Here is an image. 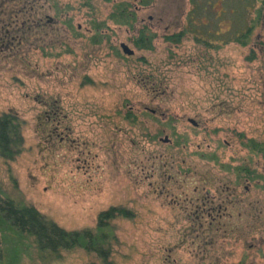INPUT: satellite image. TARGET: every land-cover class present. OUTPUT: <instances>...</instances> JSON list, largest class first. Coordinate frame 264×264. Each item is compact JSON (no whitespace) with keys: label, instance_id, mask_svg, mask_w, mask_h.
<instances>
[{"label":"rangeland","instance_id":"1","mask_svg":"<svg viewBox=\"0 0 264 264\" xmlns=\"http://www.w3.org/2000/svg\"><path fill=\"white\" fill-rule=\"evenodd\" d=\"M120 4L132 26L111 19ZM238 21L253 26L245 47L225 43ZM144 26L151 49L133 43ZM3 113L23 138L0 157L4 197L67 232L112 207L134 217L112 220L106 263L42 254L14 228L1 261L264 264V155L246 145L264 148V0H0Z\"/></svg>","mask_w":264,"mask_h":264},{"label":"trees","instance_id":"2","mask_svg":"<svg viewBox=\"0 0 264 264\" xmlns=\"http://www.w3.org/2000/svg\"><path fill=\"white\" fill-rule=\"evenodd\" d=\"M143 1L146 2V0ZM258 13H260V11H258ZM111 19L115 20L118 24L132 26L135 21V16L128 10L127 4H120L117 5L116 12L111 15ZM189 27L191 33L195 34V37L200 33L207 38L208 36L213 37L214 35L207 32V30L204 32L201 31L192 20L189 22ZM147 31V27H142L139 29L137 37L133 39V43L138 49L152 48L151 44L155 35L147 34ZM252 32L253 26H243L239 21L235 22L234 28L224 34L225 43L235 42L245 47L250 41ZM183 35L184 32H180L179 34L166 36L164 39L167 42L171 41L173 43H178L181 41ZM251 55H253V53ZM21 127L22 121L15 114L3 113L0 115V157L3 160L13 161L22 151L23 138L21 135ZM246 145L251 151L264 155V148L262 145L252 140L248 141ZM3 195L0 189V213H2L0 215V233L10 231L11 228H14L16 230H12L17 234L16 238L18 240L23 238L21 235L22 233H24V235L26 234L27 237H32L38 251L42 254H48L49 256H51L50 254L57 255V253L62 250L71 251L80 248L88 253L94 252L100 255L103 262L106 263L109 250L105 252L103 246L110 241L112 220L117 218L132 219L134 217L133 212L127 208L112 207L98 214L96 226L93 230L67 232L60 229L53 222L47 220L33 207L15 202ZM16 262L12 261L10 264H16ZM0 264L9 263H5L0 259Z\"/></svg>","mask_w":264,"mask_h":264},{"label":"water","instance_id":"3","mask_svg":"<svg viewBox=\"0 0 264 264\" xmlns=\"http://www.w3.org/2000/svg\"><path fill=\"white\" fill-rule=\"evenodd\" d=\"M120 48H121L123 54H125L127 56H131V55L134 54V52L132 50H130L129 47L127 45H125V44H121ZM189 122H191L192 124L195 125V123L192 120H190ZM166 141H167V139H165V142Z\"/></svg>","mask_w":264,"mask_h":264}]
</instances>
